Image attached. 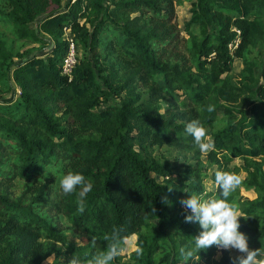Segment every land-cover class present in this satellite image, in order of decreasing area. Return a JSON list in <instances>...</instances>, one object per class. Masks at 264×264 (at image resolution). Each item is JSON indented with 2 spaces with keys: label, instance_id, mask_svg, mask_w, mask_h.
<instances>
[{
  "label": "trees",
  "instance_id": "16d2710c",
  "mask_svg": "<svg viewBox=\"0 0 264 264\" xmlns=\"http://www.w3.org/2000/svg\"><path fill=\"white\" fill-rule=\"evenodd\" d=\"M0 1L19 40L51 43L46 58L16 64L0 39V70L19 92L0 107V264H103L119 242L109 264H185L180 250L201 229L180 201L219 198L218 171L239 177L228 199L249 248L264 250V62L246 61L241 85L230 77L236 58L264 49V0H196L183 30L176 0ZM65 28L83 53L71 79ZM194 120L209 151L185 131ZM69 172L92 183L83 200L61 190ZM197 255L188 264L234 260L216 246Z\"/></svg>",
  "mask_w": 264,
  "mask_h": 264
},
{
  "label": "clouds",
  "instance_id": "9594fccd",
  "mask_svg": "<svg viewBox=\"0 0 264 264\" xmlns=\"http://www.w3.org/2000/svg\"><path fill=\"white\" fill-rule=\"evenodd\" d=\"M209 110H212L209 108ZM186 133L194 138V141L201 151H209L214 147L212 142L205 143L203 138L206 131L199 121H192L187 124ZM215 183L220 189L219 198H203L200 195H192L187 199H182L180 204L190 209L191 215L185 216V222H195L201 231L197 236L192 237L190 248H181V256L188 264L197 253L206 250L211 246H216L221 250H236L242 254L234 258L232 264H264V250H252L248 245V237L240 231V217L243 214L238 206L229 201L230 194L240 184L239 177L228 172H217ZM80 188L79 195L83 200L92 191V183L80 173L69 172L60 180V188L64 194H71ZM162 202L169 203L167 197L162 198ZM121 250V242L110 247L103 258V264H109ZM72 264H77L73 261Z\"/></svg>",
  "mask_w": 264,
  "mask_h": 264
},
{
  "label": "rangeland",
  "instance_id": "374dc122",
  "mask_svg": "<svg viewBox=\"0 0 264 264\" xmlns=\"http://www.w3.org/2000/svg\"><path fill=\"white\" fill-rule=\"evenodd\" d=\"M69 0H62L63 5L67 4ZM196 0H176V13L178 17V24L180 28L183 30L184 25L186 22H188L191 18L190 15V9L191 4L195 2ZM8 9L6 5L0 1V39L5 43L7 49L10 51V53L13 55L14 62L16 64H20L23 61L27 60L30 57H40V58H46L47 55L50 53L51 50V43L50 38L44 34L40 33L39 36L41 38V41L35 42L32 40H19L14 33L13 26L6 17ZM42 19V17L40 18ZM39 19V20H40ZM83 22H80L82 25ZM36 22L33 24V28L36 29ZM116 34L112 32V30H105L103 34L100 35V39H102L105 43H109L112 39H114L113 36ZM233 49V48H232ZM79 57L83 56L82 51H78ZM106 53V52H105ZM252 62L255 64H260L261 62H264V49L260 50H250L247 53H245V56L243 59L236 58L233 63V69L230 74V77L232 78V81L236 85H241L246 80V66L245 62ZM4 75V76H3ZM14 91H18V89L15 87L12 74L8 73L5 74L3 70H0V107H3L2 104L5 100H16L18 97V94ZM167 155V153L165 152ZM233 165H241L240 161H235ZM217 169V167L212 168L209 171V174L214 172ZM48 175L54 176L56 179L59 178L60 173L58 172L57 168H51L47 170ZM243 179L245 177L244 174L240 175ZM205 189L207 192H214L216 189V186L213 185V183L210 180H207L205 182ZM239 198L244 200H253L256 198V195L251 190H244L240 189L237 193ZM241 221V218H239ZM70 241L73 243L75 239L71 238V235H69ZM136 250V237H131L126 241V251L125 253L129 255L133 251ZM230 251V255L232 258H235L239 255L236 250H228ZM216 261H219L221 258V254L217 253L214 257ZM53 261V258L47 261V263H51ZM127 261V260H126Z\"/></svg>",
  "mask_w": 264,
  "mask_h": 264
},
{
  "label": "built area",
  "instance_id": "2783aa9c",
  "mask_svg": "<svg viewBox=\"0 0 264 264\" xmlns=\"http://www.w3.org/2000/svg\"><path fill=\"white\" fill-rule=\"evenodd\" d=\"M64 41H65V54L61 61V72L62 75L65 77L71 79L72 73L78 64V57H79V49L77 46V43L75 41V38L73 34L71 33V30L69 28L64 29ZM236 43L234 44V47L232 45L229 46L230 49L235 48ZM19 94V92H17ZM182 209L184 211H190V209H187L182 206Z\"/></svg>",
  "mask_w": 264,
  "mask_h": 264
}]
</instances>
